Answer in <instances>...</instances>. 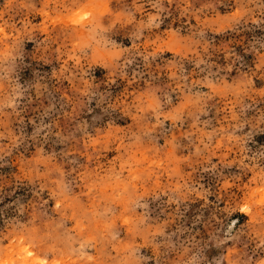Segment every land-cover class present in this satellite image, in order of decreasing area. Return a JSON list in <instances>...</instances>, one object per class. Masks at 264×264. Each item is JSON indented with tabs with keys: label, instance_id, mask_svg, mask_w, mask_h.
I'll return each mask as SVG.
<instances>
[{
	"label": "clouds",
	"instance_id": "obj_1",
	"mask_svg": "<svg viewBox=\"0 0 264 264\" xmlns=\"http://www.w3.org/2000/svg\"><path fill=\"white\" fill-rule=\"evenodd\" d=\"M0 264H264V0H0Z\"/></svg>",
	"mask_w": 264,
	"mask_h": 264
}]
</instances>
